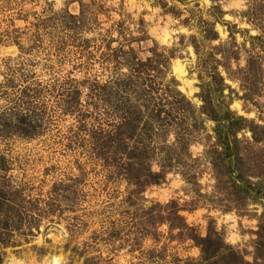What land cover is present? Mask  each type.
Returning <instances> with one entry per match:
<instances>
[{
	"label": "rangeland",
	"instance_id": "obj_1",
	"mask_svg": "<svg viewBox=\"0 0 264 264\" xmlns=\"http://www.w3.org/2000/svg\"><path fill=\"white\" fill-rule=\"evenodd\" d=\"M0 264H264V0H0Z\"/></svg>",
	"mask_w": 264,
	"mask_h": 264
},
{
	"label": "bare ground",
	"instance_id": "obj_2",
	"mask_svg": "<svg viewBox=\"0 0 264 264\" xmlns=\"http://www.w3.org/2000/svg\"><path fill=\"white\" fill-rule=\"evenodd\" d=\"M180 63V62H179ZM177 70L179 71V72H183V70H182V68H178L177 67ZM182 70V71H181Z\"/></svg>",
	"mask_w": 264,
	"mask_h": 264
}]
</instances>
